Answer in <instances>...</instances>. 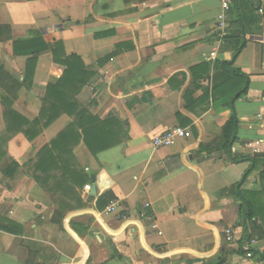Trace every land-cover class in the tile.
<instances>
[{
	"label": "crops",
	"instance_id": "crops-1",
	"mask_svg": "<svg viewBox=\"0 0 264 264\" xmlns=\"http://www.w3.org/2000/svg\"><path fill=\"white\" fill-rule=\"evenodd\" d=\"M220 13V0H0L13 40L62 41L96 74L78 101L112 144L93 155L80 141L67 165L34 173L39 152L78 124L63 115L34 141L1 146L0 264H264V0H236L223 41ZM13 42L0 40V65L24 81L29 57ZM61 77L41 56L13 110L35 121ZM178 126L186 139L154 147Z\"/></svg>",
	"mask_w": 264,
	"mask_h": 264
},
{
	"label": "trees",
	"instance_id": "trees-1",
	"mask_svg": "<svg viewBox=\"0 0 264 264\" xmlns=\"http://www.w3.org/2000/svg\"><path fill=\"white\" fill-rule=\"evenodd\" d=\"M105 36L108 35H105V33L99 34L97 38H104ZM0 40L14 41L13 54L29 57L24 81H21V77L15 72L13 74H7L0 65V87L5 91V95H7L2 96L1 99L7 129L6 133L0 137V149L14 135L19 133L24 134L30 142L34 141L44 130L48 129L63 115L76 117L78 124L71 125L39 152L37 162L31 164V166L29 164L34 173L40 170L47 172L49 170L48 168L57 165L59 161L67 165V162L60 157L69 153L70 150L72 151L73 147L79 144L80 141H84L85 146L93 155H96L104 149H109L112 144L108 140H105L102 137L103 135H97L98 125L103 124L104 121L101 122L96 117L90 116L85 110L80 109L78 96L96 77L95 73L88 70L83 60L75 54L68 56L62 41H56L53 44L47 43L44 37L37 32L31 33L30 38H21L15 41L13 40L12 31L9 27H0ZM48 53L52 54L54 64L60 67L62 77L56 84L48 85L46 93L42 98L43 106L40 116L31 122L13 110V102L18 99V94L22 89L26 88L27 90H31L33 88V81L39 59ZM236 73L239 74L238 72ZM229 125H235V119ZM77 129L81 133L76 132ZM54 151L58 152V157L54 156ZM243 161L255 162L254 159H244ZM255 168L252 167L246 176ZM19 169L20 166L16 162L11 161L9 165L5 166L3 173L5 177L13 179L16 175L15 172ZM33 177L37 182L42 183L40 177L36 175ZM86 181H89L88 175L78 177L77 183L83 186L87 183ZM103 202H105V199ZM226 261V257H223L219 264H225Z\"/></svg>",
	"mask_w": 264,
	"mask_h": 264
},
{
	"label": "built area",
	"instance_id": "built-area-1",
	"mask_svg": "<svg viewBox=\"0 0 264 264\" xmlns=\"http://www.w3.org/2000/svg\"><path fill=\"white\" fill-rule=\"evenodd\" d=\"M236 0H220L221 13L218 16L217 20V31L218 37L221 41L224 40L227 35L228 23H227V15L231 10L233 3ZM215 54L213 53L212 56ZM188 137V131L182 127H176L174 129L169 130L164 135L157 137L153 145L155 148H169L174 146L179 140L186 139ZM253 147V145H250ZM91 186H86V191H90ZM118 203H113L107 208L108 213H113L117 210ZM227 239L229 242H233V234L232 231L227 230ZM254 243V242H253ZM252 253L249 251L246 255L250 258L252 257Z\"/></svg>",
	"mask_w": 264,
	"mask_h": 264
},
{
	"label": "water",
	"instance_id": "water-1",
	"mask_svg": "<svg viewBox=\"0 0 264 264\" xmlns=\"http://www.w3.org/2000/svg\"><path fill=\"white\" fill-rule=\"evenodd\" d=\"M92 181H93V184H95V183H96V177H93V180H92ZM92 189H93V190H92V193H93V194H96V186H95V185L93 186Z\"/></svg>",
	"mask_w": 264,
	"mask_h": 264
}]
</instances>
